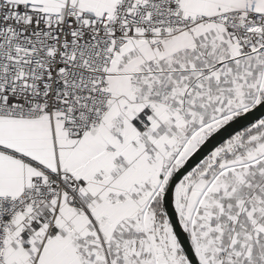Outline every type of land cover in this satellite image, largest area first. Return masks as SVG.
<instances>
[{"label":"snow or ice","instance_id":"6c2138e0","mask_svg":"<svg viewBox=\"0 0 264 264\" xmlns=\"http://www.w3.org/2000/svg\"><path fill=\"white\" fill-rule=\"evenodd\" d=\"M0 264H264V0H0Z\"/></svg>","mask_w":264,"mask_h":264}]
</instances>
